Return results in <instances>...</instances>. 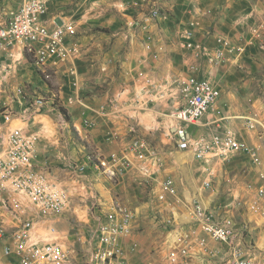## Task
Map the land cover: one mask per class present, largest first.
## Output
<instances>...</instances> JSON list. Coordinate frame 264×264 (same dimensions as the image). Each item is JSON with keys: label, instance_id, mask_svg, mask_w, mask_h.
Masks as SVG:
<instances>
[{"label": "rangeland", "instance_id": "374dc122", "mask_svg": "<svg viewBox=\"0 0 264 264\" xmlns=\"http://www.w3.org/2000/svg\"><path fill=\"white\" fill-rule=\"evenodd\" d=\"M24 1L0 0V15L11 16ZM234 2L244 3L241 16L246 12V20L225 34L219 29ZM257 5L264 12V0H48L50 21L75 29L63 39L60 50L54 54H22L16 46L0 50L7 61L0 68V114L14 113L12 128H45L39 162L65 181L70 160L78 163L86 154H102L118 161L121 176L111 182L98 180L97 197H104V210L114 201L137 216L132 235L121 245L119 264H169L165 219L173 212L187 216L191 205L184 201L189 204L198 197L223 211V218H232L231 210L219 207L233 203L244 185L257 179L258 168L245 153L214 166L215 192L202 190L201 164L180 151L169 133L172 104L155 103L140 111L131 100L141 74L150 73L162 82L182 73H200L220 91L223 120L220 127L196 130L195 136L231 131L257 148L264 165V142L243 127L246 118L264 123V13L257 22L250 13ZM190 8L195 16H188ZM153 10L158 16L147 30L144 24L131 26ZM190 21L196 22V45L201 47L197 53L186 49L182 38ZM219 35L230 41L232 51H226L215 66L214 41ZM150 42L155 45L148 53ZM69 76L75 82L64 90ZM143 144L151 152L140 160L138 149ZM155 153L158 163L152 157ZM152 173L158 179L173 178L179 186L178 199L160 203L147 181ZM91 203L78 205L77 213L68 218L74 264H84L83 238L95 226L90 210L86 218V205L92 208ZM252 223L253 254L264 261V227Z\"/></svg>", "mask_w": 264, "mask_h": 264}, {"label": "built area", "instance_id": "2783aa9c", "mask_svg": "<svg viewBox=\"0 0 264 264\" xmlns=\"http://www.w3.org/2000/svg\"><path fill=\"white\" fill-rule=\"evenodd\" d=\"M157 16L158 11L153 10L141 21H133L131 26L144 24L147 30ZM195 26L196 22L190 21L182 35L184 46L193 53L201 48L196 45ZM74 33L73 25L57 26L50 21L48 0H25L11 16L0 15L2 51L16 46L22 54H54L60 50L63 39ZM154 45L146 44L148 53L153 52ZM214 47L217 58L212 63L217 66L225 52L232 49L230 41L221 35L215 37ZM131 97L134 107L140 111L155 103L172 104L169 133L180 151L192 155L201 164L202 190L215 192L214 166L223 165L231 157L247 153L258 168L257 179L247 182L233 203L219 207L231 210L232 218H223V211L198 197L189 204L184 201L185 205H191L187 216L177 217L173 212L163 221L168 232V263L264 264L254 257L250 229L253 221L258 227H264V165L257 148L231 131L195 136L196 130L215 124L220 127L223 120L221 94L212 79L188 72L177 79L158 82L150 73L141 74ZM15 118L10 111L0 114V264H74L76 251L69 242L66 226L69 215L76 214L77 206L89 200L92 208L86 205V218L89 220L90 210L95 226L83 238L86 245L83 263L101 264L98 255L100 251H107L106 262L119 264L121 245L132 235L137 216H132V209L114 201L104 210V197H97L101 194L98 180L111 182L121 176L118 161L102 154H86L81 162L69 161L68 176L63 181L51 172V167L39 162L45 128H12L10 123ZM88 127H93V123H88ZM243 127L255 132L264 142L260 121L246 118ZM138 152L139 159L145 160L151 151L143 144ZM156 156V153L152 155L158 163L160 158ZM93 166H100L101 174H94ZM154 175L147 181L155 198L160 203L178 199L177 182ZM16 239H23V246H16Z\"/></svg>", "mask_w": 264, "mask_h": 264}, {"label": "crops", "instance_id": "0c3cea01", "mask_svg": "<svg viewBox=\"0 0 264 264\" xmlns=\"http://www.w3.org/2000/svg\"><path fill=\"white\" fill-rule=\"evenodd\" d=\"M243 4V5H242ZM242 4H238V3H230L228 5V16H226V18H224L223 20V26H221V32L227 34L228 32L227 31H230L232 32L234 29H239L241 28L242 26H240V24H243V22L246 20L244 19L245 16H246V12H245V15H243V17L241 16L242 15V7L244 6V3ZM259 6H255V9L253 10V12H250L251 13V18L252 16H254V20L255 22L259 21L260 20V17H263V11H261V9H258ZM192 8H190V10L188 11V16L189 17H192V16H195V11H191ZM192 12V13H191ZM250 22H252V20H250ZM6 59L4 57H2V55H0V68L3 69L5 66L4 64L6 63ZM1 71V70H0ZM0 80H2L0 78ZM1 82V81H0ZM72 82H75V79L74 77L72 76H69V78L65 81V87H64V90H68L72 88V86L70 85V83ZM67 83V84H66ZM67 92V91H66Z\"/></svg>", "mask_w": 264, "mask_h": 264}, {"label": "bare ground", "instance_id": "6f19581e", "mask_svg": "<svg viewBox=\"0 0 264 264\" xmlns=\"http://www.w3.org/2000/svg\"><path fill=\"white\" fill-rule=\"evenodd\" d=\"M261 127L264 128V123L261 122ZM94 174H101L100 166H93ZM132 216H136L134 212H132ZM264 242V239H262ZM16 246H23V239H16ZM107 259V251H100V255H98V263L101 264H110V262H106Z\"/></svg>", "mask_w": 264, "mask_h": 264}, {"label": "trees", "instance_id": "16d2710c", "mask_svg": "<svg viewBox=\"0 0 264 264\" xmlns=\"http://www.w3.org/2000/svg\"><path fill=\"white\" fill-rule=\"evenodd\" d=\"M61 113L63 114L64 117H68V113L65 109H61Z\"/></svg>", "mask_w": 264, "mask_h": 264}]
</instances>
